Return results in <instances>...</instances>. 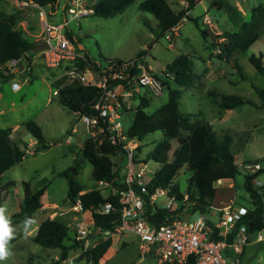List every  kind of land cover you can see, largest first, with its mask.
<instances>
[{
  "label": "rangeland",
  "instance_id": "obj_1",
  "mask_svg": "<svg viewBox=\"0 0 264 264\" xmlns=\"http://www.w3.org/2000/svg\"><path fill=\"white\" fill-rule=\"evenodd\" d=\"M84 1L93 2L95 0ZM142 1L144 0H135L124 12L112 17L88 14L79 19H70V15L63 10L68 1L57 0V10L51 16H47V19L51 24H58L63 23L66 18L68 23L62 31L63 34L66 36V33H69L74 44L77 47L83 45L84 54L92 60L99 61L103 67L106 66L105 59L128 61L135 59L138 53H142L143 61L155 74L160 75L165 66L177 56L187 55L192 71L199 76L195 86L184 88L177 86L171 79H167L171 88L181 90L180 110L191 115V121L208 122L219 137L225 133L230 134L233 139L230 151L238 165V173L232 180H221L215 184L217 193L213 204L218 208L221 207L220 204L226 205L237 201L249 206V203L244 200L243 182L244 175L248 172L245 164L258 162L264 170V110L244 104L225 110L219 117L216 114L219 107L215 98L207 93L217 91L235 94L245 100L260 103L252 85L264 88V76L255 70L249 57L261 55L264 66V25L259 32V38L246 50L235 52L229 59H220L216 55L224 43L226 33L239 30L240 23L250 20L254 7L259 4L264 7V0H194L188 12L189 19L180 23L176 35L166 32L161 36L157 30V19L151 13L139 9ZM215 1L221 3L215 4ZM167 2L175 10L185 8L188 3L187 0H167ZM0 8L8 13L21 10L12 0H0ZM42 9L46 13L49 12V7H42ZM21 12V21L25 20L28 25L27 30H23L24 36L30 38V34L38 32L41 28L38 10L29 8ZM203 16H207L212 21L211 27L202 23ZM20 27L22 28L21 24ZM201 29L209 32L206 38L201 35ZM166 34L171 36V40L165 38ZM235 63L242 70L244 79L237 72ZM41 70L47 73L43 67ZM15 81L19 85L15 93L9 91L8 83L0 81V92L4 97V100H0V109L4 106V102L13 101L15 107L23 105L10 115L11 118L21 122L19 123L20 128L13 133L12 138L20 142L22 147H24L23 142L28 144L32 137L24 129L23 123L27 120H34L41 127L49 148L34 153L35 146H28L27 151L29 152L22 161L5 170L0 176V187L3 188L0 194L1 206L3 217L8 224L0 227V264L51 262L57 259L54 255L59 254V250L43 248L32 241L35 231L34 223H28L19 212L24 196L31 194L40 181H46L43 185L45 191L41 198L42 206L33 215L35 223L38 224L44 217H50L55 212H58L56 215L60 217L66 213L67 215L73 214L68 210L71 206L65 199L68 188L67 179L60 176L61 171L68 170L71 174L72 169L78 167V172L72 176L82 185V193L98 190L95 194L88 195L86 197L88 200L107 195V192L103 187H94L92 164L81 155L85 138L92 135V133H86L84 119H79L76 114L59 104L56 96L52 95L54 87L48 80L43 82L41 76L28 78L24 75H17ZM139 89L141 95L149 100L147 107L143 109L146 113L153 112L167 100V87H164L158 96L151 95L143 87ZM132 100L134 102L126 103V107L130 108L122 112L120 119L124 131L132 121L131 108L139 103L138 98L133 97ZM5 118L0 115V128L7 127L8 121H5ZM72 128H75L77 132H72ZM67 135L70 136L66 138ZM73 136H77L78 140L73 142ZM162 136L160 131H155L145 135L139 141L140 149L135 151L139 161L146 159L155 141ZM182 139L184 138L179 137L171 140L169 160H171L172 151L182 143ZM159 166L158 162L152 159L147 160L145 177L150 179ZM123 170L124 167L120 169V174ZM263 173L258 175V179L262 181L264 180ZM189 176L190 171L182 167L173 178V182L177 183L184 193ZM166 202V195L155 199L158 206L164 207ZM176 205L177 203H174L173 207ZM5 212L9 213V217L5 216ZM84 215L88 217L89 213H84ZM183 216L185 219L188 217L189 220H195L199 213L193 212L188 216ZM210 218L216 221L217 215L210 216ZM108 235L110 233L103 236ZM91 239L90 243L98 241V239ZM126 241L127 247L125 246L108 264L136 262L157 264L155 254L151 257V261H140L137 258L139 237L136 234L128 233ZM81 251L80 247L73 248L70 255ZM232 254L230 249L224 250L225 256L231 257ZM240 261L241 264H264V241L247 245ZM67 264L87 263L69 259Z\"/></svg>",
  "mask_w": 264,
  "mask_h": 264
},
{
  "label": "trees",
  "instance_id": "obj_2",
  "mask_svg": "<svg viewBox=\"0 0 264 264\" xmlns=\"http://www.w3.org/2000/svg\"><path fill=\"white\" fill-rule=\"evenodd\" d=\"M28 1H32L41 7H49L50 11L53 12L57 0ZM134 1L96 0L89 7L92 9L91 14L94 16L112 17L124 12ZM187 2V7L175 10L167 0H144L139 4V9L151 13L157 19V30L161 36L176 26L183 17L189 19L188 11L191 9L194 0H187ZM21 15V10L8 13L0 8V65L13 58L30 60V57L34 55L32 49L39 41L24 36L23 29L20 27ZM263 25L264 7L259 4L252 9L250 20L240 23L239 30L226 33L224 43L222 46L219 45V53L216 56L220 59H229L235 52L246 50L259 38V32ZM200 32L204 38L209 34L206 29H201ZM66 36L74 43L69 33H66ZM76 48L78 52L81 51L77 46ZM141 56L142 53H138L136 58ZM105 60L106 62L123 61L120 59ZM249 61L255 70L264 76L261 55H251ZM76 65L81 70H84L86 66L94 71H100L101 69L87 55L79 58ZM235 68L240 77L244 79L245 76L237 63H235ZM162 76L164 87L168 89L166 102L153 112L146 113L143 109L147 107L149 100L145 96L138 97L139 103L131 108L132 121L126 129L127 135L138 141L142 140L145 135L155 131H160L163 135L162 138L155 141L153 148L144 159V162L152 159L160 164L146 183L147 193L142 194L145 203L144 217L155 226L193 212H199L205 219L209 220L208 215L216 194L215 184L219 180H232L238 173V165L230 151L233 139L228 133L219 137L208 122L203 120L191 121V115L180 110L181 90L171 88L167 79H171L180 87L191 88L195 86L199 76L192 71L187 55L180 54L167 64L162 70ZM62 83L63 80L53 85L54 88H58L56 99L59 104L76 114L78 118L83 116L99 118V112L94 108V105L100 96V87L78 82L64 85ZM252 86L260 99L259 104L245 100L239 95L208 91L207 94L215 98V102L219 107L216 113L217 116L221 117L225 110L244 104H250L264 110V88ZM133 96L135 97L136 94L134 93ZM103 126L102 119L99 118L96 127L99 130ZM23 127L35 140L34 153L49 148L41 127L34 120H27L23 123ZM11 132V128H0V176L5 170L21 162L27 154L28 144L23 142L24 147H22L20 142L11 137ZM179 137L184 139L172 151L171 160H169L168 153L171 150V140ZM139 145L136 151L140 149ZM81 155L92 164L94 187H98L99 181H108L112 186L119 188L125 187L119 174L120 169L126 162L125 152L120 148V145L112 144L107 139L106 131L93 132L92 135H88L83 142ZM134 160L135 162L139 161L136 153H134ZM182 167L190 171L185 193L177 183L173 182L174 176ZM77 172L78 167L71 174L68 170L61 171L60 176L67 179L68 188L65 199L68 204L72 206L79 200L83 211H91L92 229L88 233V237H99L103 234L115 233L120 225L122 207L118 195H111L108 192L107 195L97 199H86L88 195H93L98 190L80 193L83 191V187L72 176ZM261 172H264V170L261 169L255 174L246 173L244 175L243 188L248 195L249 207L247 213L240 216L235 223V228L239 225H245L251 234L264 229V183L261 186H255L253 183V179ZM45 183L44 180L40 181L33 192L25 195L22 200L20 214L28 223L34 221V213L42 206L41 197L45 191L43 187ZM158 188L164 189L170 196H175L178 203L176 209L172 210L158 206L150 200V196ZM1 190L3 191V188L0 187V194ZM1 202L0 199V227H3L8 224L3 217ZM109 203L112 206L111 209L107 212L100 210ZM96 230H99V232L96 233ZM75 232V227L71 228L67 221L57 215L52 218L46 216L40 220L36 232L32 235V241L43 248L58 249L59 254L55 261L39 262L37 264H60L61 261L67 258L69 250L77 247L82 249L77 257L78 260L84 259L88 264H99L111 245L110 236L90 243L85 248L82 244L83 241L75 240ZM233 234L234 230L228 233V243H231ZM26 264L33 263L27 262ZM186 264H195L194 256H191Z\"/></svg>",
  "mask_w": 264,
  "mask_h": 264
},
{
  "label": "built area",
  "instance_id": "obj_3",
  "mask_svg": "<svg viewBox=\"0 0 264 264\" xmlns=\"http://www.w3.org/2000/svg\"><path fill=\"white\" fill-rule=\"evenodd\" d=\"M12 1L19 9L34 7L38 10V18L43 32L42 40L48 42V48L40 52L42 63L49 69H57L68 65L63 73V85L78 82L84 85H96L101 89L94 108L98 110V116L102 119L104 126L98 130L96 125L99 118L97 117L88 118L83 116L81 118L85 121L87 132L106 131L107 139L112 144L120 145V148L125 152L126 163L122 181L125 187L112 186L108 181H99L98 186L107 187L111 195H118L122 207L120 225L117 230H131L141 239L145 252L142 253L139 260H146L148 251H153L157 264H186L191 256H194L195 264H241L240 259L244 247L252 241L258 243L264 241V229L251 234L245 225H239L235 228L237 219L247 213L249 206L244 203L232 201L220 208L212 207L213 212H209V220L198 212L199 216L195 220H189L188 217L185 219L182 215L180 218L155 226L144 217L145 203L142 194L147 193L146 183L149 181L145 177L146 162H135L134 153L139 141L130 138L123 130L120 121L121 114L118 109L140 87L145 88L153 96L160 95L165 85L161 79L162 74H155L150 66L143 61L142 57H139L128 61H107L106 66L100 71L89 68L97 75L96 78H89L76 65L81 56L75 44L62 32L68 20L64 18L63 23L51 24L47 19L48 14L38 4L28 0ZM64 11L70 15V19H79L92 13V9L86 5L84 0H68ZM186 19V17H183L176 26L167 32L176 35L180 23ZM202 23L209 27L212 26V21L207 16H203ZM165 38L171 40L169 34H166ZM20 61L13 58L3 65L7 70H15ZM11 87L17 89L19 85L17 82H12ZM57 91L58 88L53 93L56 94ZM245 168L248 171L247 173L251 174H255L262 169L258 162L246 163ZM253 183L255 186H261L264 182L258 179L257 176L253 179ZM163 195L167 196L164 207L172 210L178 207L175 196L168 195L162 188L156 189L154 194L150 196V200L155 202L156 198ZM174 203H177L175 207H173ZM111 208L112 206L109 203L100 210L107 212ZM71 209L83 212L79 200L71 206ZM213 215H217L216 221L210 218ZM88 226L85 223L75 226L74 238L76 241H83L82 244L85 248L90 244L88 233L91 229ZM233 230L232 241L228 243V233ZM227 248L233 253L231 257L224 255V250ZM133 264H140V262Z\"/></svg>",
  "mask_w": 264,
  "mask_h": 264
},
{
  "label": "crops",
  "instance_id": "obj_4",
  "mask_svg": "<svg viewBox=\"0 0 264 264\" xmlns=\"http://www.w3.org/2000/svg\"><path fill=\"white\" fill-rule=\"evenodd\" d=\"M68 1V0H67ZM96 1V0H95ZM95 1H93V2H87V1H85V3H86V5L89 7L90 5H92ZM218 3H221L220 1H215V4H218ZM57 1H56V4H55V10L53 11V12H51L50 11V9H49V12L47 13L48 14V16L50 15H52L56 10H57ZM64 7H65V5H64ZM29 8H32V10L34 9V7H29ZM29 8H25V9H21V10H26V9H29ZM64 10V9H63ZM190 11V10H189ZM188 11V12H189ZM189 15V14H188ZM21 26H22V29L23 30H27L26 29V27L28 26L27 25V23H26V21L25 20H22L21 21ZM59 24V23H58ZM179 28V27H178ZM208 32V31H207ZM209 33V32H208ZM43 37V32H42V26H41V28L39 29V31L38 32H36V33H32V34H30V39H32V40H34V41H39V43L41 42V41H43L42 38ZM255 43V42H254ZM253 43V44H254ZM252 44V45H253ZM251 45V46H252ZM76 46V45H75ZM78 49H80L81 51L79 52V55L81 56V58H83L82 57V55L84 56L85 54H84V47H83V45H79V47H78ZM95 61V60H94ZM98 65H99V67L101 68V69H103L104 67L100 64V62L99 61H95ZM40 67V68H39ZM41 67H43L46 71H47V73H43L42 72V70H41ZM68 67V65H64L63 67H60V68H57V69H49V68H46L44 65H43V63H42V57H41V54L39 53V54H34V55H32L31 57H30V60H24V58H22L21 59V61H20V63H19V65H18V67L15 69V70H13V69H8L7 70V68H5V66L4 65H0V81L1 82H6V83H8L9 85H8V88H9V91L11 92V93H15V90L16 89H13L12 87H11V83L12 82H16L15 80H16V76L17 75H24V76H26V77H28V78H35V77H38V76H41L42 77V80H43V82L44 81H46V80H48L49 81V83H50V85L53 87V85L56 83V82H58V81H61V80H64V77H63V73H64V70H65V68H67ZM37 68H39L38 70H37ZM84 73L87 75V73H89V75L87 76V77H89V78H92V77H97V75H96V73L95 72H93L92 70H90L87 66H86V68H84ZM46 77V78H45ZM56 88H54L53 89V91L55 90ZM53 91H52V95H54V96H56V94H54L53 93ZM141 91H140V89H137V91H135V94H136V96H135V99L136 98H138V97H140V96H142L141 95V93H140ZM134 96H132L130 99H128L127 101H126V103H129L130 101H132V102H134V100H132V98H133ZM0 100H4V97H3V94H2V92H0ZM126 103H124L123 105H122V107L120 108V109H118L119 110V112H120V114H121V116H122V112H125V109H127L128 107H126ZM137 105V104H136ZM135 105V106H136ZM22 106L23 105H20L19 107H15V105H14V102L13 101H11L10 103H6V102H4V106L2 107V109H0V115H2L4 118H5V121H8L7 122V127L6 128H11L12 129V132H11V137L13 136V133L15 132V131H17L20 127H19V123H21V122H19L20 120H15L14 118H11L10 117V115H11V113L14 111V110H18L19 108H22ZM130 108V107H129ZM128 108V109H129ZM131 111V110H130ZM132 112V111H131ZM74 114V113H73ZM80 119V118H79ZM3 128H5V127H3ZM72 132H77L76 131V129L75 128H72ZM86 133H87V130H86ZM70 135H67L66 136V138L67 137H69ZM75 138H76V140L75 141H77L78 140V137L77 136H74ZM66 142H68V140H66ZM32 145H34L35 146V140L32 138L31 140H30V142L28 143V146L29 147H31ZM126 163V162H125ZM125 166V165H124ZM123 166V167H124ZM262 168V167H261ZM122 169V168H121ZM263 169V168H262ZM123 173L122 174H120V172H119V174H120V178L121 179H123L124 178V170L122 171ZM264 174V173H263ZM219 181H221V180H219ZM218 181V182H219ZM223 181V180H222ZM226 181V180H225ZM217 182V183H218ZM263 182H264V180H263ZM229 185H233L232 183H229ZM104 188V187H103ZM104 189H106V192L108 193L109 192V189L106 187V188H104ZM80 193H82V191L80 192ZM216 193H217V189H216ZM42 198V197H41ZM215 198H216V194H215V197H214V199H213V202H212V207H214V208H216V206L213 204L214 202H215ZM4 201V200H3ZM245 201H247L248 202V195H247V193L245 192ZM249 203V202H248ZM220 206L222 207L223 206V204H220ZM218 207V206H217ZM218 208H220V207H218ZM69 211H71V212H73V214H69V215H67V213H66V215H63L62 213H60V215L62 214L63 216L62 217H60L59 215H57V216H59L61 219H64L65 221H67V223L68 224H70V227L71 228H73V227H75L76 225H81V224H86V225H89L88 226V228L90 227V229H92V226H91V222H90V217H91V211L90 210H85V211H83V212H78V211H74V210H72V209H68ZM21 211V209L19 210V212ZM6 213V215L5 216H7V217H9V213H7V212H5ZM56 213H58V212H55L54 213V215H50V217L52 218V217H54V216H56ZM84 213H89V216L88 217H86V215H84ZM186 215H188V214H186ZM33 223H34V233L36 232V230H37V228H38V224H36L35 223V221H33ZM39 223V222H38ZM74 232V231H73ZM96 233H98L99 232V230H96L95 231ZM33 233V234H34ZM128 233H132V231L131 230H127V229H124V230H116V232L115 233H110V235H108V236H110V238H111V245L109 246V248L107 249V251H106V253L104 254V256H103V258L99 261V264H108L109 262H111L112 260H113V258L120 252V251H122L123 249H124V247L126 246V245H128V243H127V241H126V237H127V235H128ZM134 233V232H133ZM74 234V233H73ZM135 234V233H134ZM103 235H105V234H103ZM103 235H101V236H99V237H91V238H94V239H102V238H105L106 236H103ZM91 238H89V241L91 242L92 241V239ZM252 243H258V242H254V241H252V242H250L249 244H252ZM259 243H261V242H259ZM249 244H247V245H249ZM246 245V246H247ZM246 246L244 247V250H243V252H245V249H246ZM127 247V246H126ZM51 249V248H50ZM72 250L73 249H71V250H69V252H68V254H67V258L64 260V261H61L60 262V264H67V261L69 260V259H74V260H78L77 259V257H78V255L81 253H75V254H73V255H70V253L72 252ZM145 252V249H143V244H142V241H141V239L139 238V242H138V245H137V251H136V254H137V258L138 259H140L141 258V255H142V253H144ZM153 254H154V252L153 251H148V253H147V255H146V257H148V259H151V257L153 256ZM243 254V253H242ZM57 255L58 254H56L55 253V255H54V258H57ZM81 261H83V262H85V260L84 259H82ZM88 264V263H87Z\"/></svg>",
  "mask_w": 264,
  "mask_h": 264
},
{
  "label": "water",
  "instance_id": "obj_5",
  "mask_svg": "<svg viewBox=\"0 0 264 264\" xmlns=\"http://www.w3.org/2000/svg\"><path fill=\"white\" fill-rule=\"evenodd\" d=\"M48 48V42L47 41H41L40 43H38L33 49L32 52L34 54H39L41 51L45 50ZM97 130V129H96ZM76 138L73 136L72 137V141L75 142ZM75 168L72 169V171H74ZM146 260L149 261L148 257H146Z\"/></svg>",
  "mask_w": 264,
  "mask_h": 264
}]
</instances>
